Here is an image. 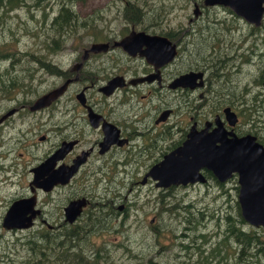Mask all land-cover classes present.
Listing matches in <instances>:
<instances>
[{
	"label": "flooded vegetation",
	"instance_id": "af4514ba",
	"mask_svg": "<svg viewBox=\"0 0 264 264\" xmlns=\"http://www.w3.org/2000/svg\"><path fill=\"white\" fill-rule=\"evenodd\" d=\"M112 1L118 3L119 7L107 3L89 12L91 18L85 26H80L81 31L86 32L87 42L68 44L73 58L67 67L63 63H58L57 66L48 61L46 62L51 67L41 68L42 66L38 65L43 71L42 76L52 78L56 76L60 79V81L55 80L56 86H52L54 88L20 101L24 94L33 95L22 84L19 88L20 92L17 93L18 101L12 102V96H4L12 105L0 108V174L2 175L0 187L5 186L0 189V227L5 231H30L36 224L45 228L49 226L50 229L56 227L49 225L46 215L42 214L45 213L41 204L42 195H44L43 204L53 207L52 201L47 197L70 186L78 177L83 178L88 174L93 177L97 175L103 180L118 177L120 174L126 177V173L131 172L139 163L141 165L131 179L139 180L141 186L150 184L160 190L177 187L193 188L201 185L210 188L214 186L220 196L234 195L237 202L239 187L235 173L218 179L210 171L201 169L198 173L203 178L202 182L170 185L165 188L156 187L157 182L148 175L165 155L182 145L190 130L195 132L206 130V122L211 123L207 129L211 131L215 127L214 120H218L227 138H230L229 133L237 138L251 135L245 130L242 133L236 131L237 115L228 106L221 108L223 105H229L227 100L222 102L220 98L214 101L216 96L214 88L217 82L212 79V73L211 78L207 75L205 60L195 59L201 56L195 55L196 42H203L206 34V29L196 27L198 20L210 9L220 7L204 6L203 0H186L192 9L186 18V25L182 26L177 21V15H186L187 6L179 3V0H166L170 7L167 13L148 10L149 6L156 7L155 0H135L141 1L139 4L129 0ZM67 2H75V6L82 0H67ZM74 6L72 14L76 26L79 24L80 15L74 10ZM134 8L141 11L134 13L132 11ZM125 12L130 13V19L126 20ZM97 20H101V23L102 20L108 21L112 25L114 30L112 39L99 35V40H88L89 36L100 33V25H94ZM117 25L119 27H116ZM151 37L161 40L147 39ZM208 39L212 40L210 37ZM124 40L123 46L126 50L117 45ZM231 40L233 41V37ZM250 45H252L251 41ZM62 46L53 47L51 53L59 54L66 50ZM93 47H97L98 50L92 51ZM213 56V53L209 54V57ZM43 59L45 57L41 55V60ZM210 68L214 69V66L211 65ZM36 70L34 68L31 71L41 76V71ZM184 76L187 78L177 81ZM30 77L32 76L29 75L26 79L30 81L28 79ZM19 79L25 81V77ZM5 81L7 79H2L0 83ZM64 83H67L64 91L48 107L36 111L30 110L38 97L61 87ZM109 85H113V88L110 89ZM17 87H10L8 91L17 92ZM106 87L107 89L102 91ZM0 94L5 95L6 92ZM230 97L233 98V95L230 94ZM206 107L212 108L210 116H206ZM52 109H54L52 124L49 126L48 112ZM224 109H228L235 116V123L232 126L225 119ZM28 117L32 121H27ZM41 124L48 129L41 131ZM52 136L55 142L48 152L40 156L41 161L35 165L31 161L32 156L41 152L38 146L49 144ZM262 142L263 147L264 139ZM60 149L67 150L62 159L55 162L54 169L69 167L73 161L83 159L76 172L66 184H57L47 191L39 186H31V170ZM2 164L5 166L1 167ZM142 179L144 180L141 184ZM136 184L137 182L133 183ZM8 186L11 187L7 188ZM77 198L85 199L86 205L69 224L64 220L63 209ZM77 198L68 199L59 206L62 218L59 226L74 224L87 208L96 215L101 209L111 210L114 203L112 198L102 204L90 203L86 194H81ZM24 200H28L22 207V210H28L26 214L25 212L22 214L25 217L23 223L27 227L5 229L2 222L9 207ZM122 208V206L117 207V211L120 212ZM124 212L125 207L122 209V213ZM182 218L188 221L189 211L186 210ZM27 219L29 224L26 223ZM26 238L20 245L25 244Z\"/></svg>",
	"mask_w": 264,
	"mask_h": 264
},
{
	"label": "rangeland",
	"instance_id": "374dc122",
	"mask_svg": "<svg viewBox=\"0 0 264 264\" xmlns=\"http://www.w3.org/2000/svg\"><path fill=\"white\" fill-rule=\"evenodd\" d=\"M129 1L134 2V4L141 2ZM61 2L59 0H49V2L45 0L40 4V7L31 5L16 11H9L0 16V20H3L0 25L1 56L13 55L4 61L5 71H9L8 75L14 76L12 79L0 83V93L3 92L8 81H13L18 86L17 92L10 90L5 95L0 94V108L10 105L4 96H12V102L18 101L17 93L20 92L19 88L22 84L33 95L24 94L20 101L28 100V98L42 94L45 90L54 88L52 86L55 85V80L60 81V79L56 76L54 78L42 76L41 68L43 67L40 68L35 59L41 60V55H43L45 59L41 61L44 65H47L46 61H48L57 66L58 63H63L67 67L73 58L68 49V44L87 42L86 32H82L80 26H85L88 19L91 18L89 12L107 3L119 7V4L112 0H82L81 3L74 6V10L80 15L79 24L75 26L74 20L70 21L72 30L75 26L74 32L70 34L71 36H57L49 24L51 17L57 13L58 7L71 11V6L75 4V2H66L65 4L62 2L61 5ZM179 3L187 6L186 15H177V21L185 26L186 18L190 15L192 7L186 0H179ZM155 5L156 7L149 6L148 10L157 13L170 11L169 3L166 0H155ZM3 6L0 5V8ZM94 25H100V33L89 36L88 40H99V35L114 37L113 27L108 21L102 20L101 23V20H97ZM196 27L206 29V34L203 42H196L195 55L200 54L201 56L195 59L205 60V68L209 78H211V72L216 73L218 69H226L223 77L225 83L223 84V79H221L215 84L216 96L214 101L220 98L223 101L227 100V104L230 106L223 105L221 108L228 106L237 115L236 131L239 133L244 130L248 131V134L254 136L259 144L263 145L264 86L261 83L264 81V12L260 25L253 27L234 15L228 8L210 9L198 20ZM208 37L212 40H209ZM231 37H233V41ZM250 41L252 45H250ZM60 46L66 50L59 54L51 53L53 47ZM251 52H253V56ZM212 53L214 56L209 57V54ZM13 60L17 62L14 66L11 65L12 63L9 64ZM211 65L214 66V69L210 68ZM34 68L37 69V72L41 71V76L31 71ZM29 75L32 76L28 78L30 81L26 79ZM20 77H25V81L19 79ZM2 79L5 78L3 74H0V80ZM227 93L232 94L233 98L225 96ZM235 100L237 101L235 102ZM207 103L206 101L205 104ZM53 110L48 112L49 126L52 124ZM205 113L206 116H210L212 108L206 107ZM26 120L32 121L29 117ZM46 129L48 128L41 124V131ZM5 135H7V131H5ZM53 142H55L54 136H52L49 144L45 143L38 146L41 152L31 158L35 165L41 161L40 156L42 157L49 151ZM140 165L141 163L135 165L131 172L126 173V177L122 174L105 180L97 175L93 177L91 174L83 178L78 177L70 186L47 197L52 201L53 207L43 204L44 195H42L41 204L45 209V213L42 214L46 215L49 225H54L56 227L53 228L58 229L62 221L59 206L68 199L86 194L90 203L102 204L112 198L114 203L111 210L101 209L100 213H111V215H103L101 218L106 226L110 225L112 230L118 232L103 233L99 237L92 238L91 243L96 247L105 242L107 259L111 258L113 264H143L148 260L156 264H214L213 260L210 262L200 260V263H194L195 258H197L194 249L198 246L203 250V255H206L208 247L223 238L224 242H222L219 251L214 252L216 256L226 258V261L219 260V264H253V259L259 264H263L261 256L247 258L246 253L248 252L243 251V248L227 234V228L230 224L239 228L244 225V230L250 229L255 234H259L257 229H261V227L249 226L243 220L242 225L236 222L234 218L235 203L237 202L234 195L220 196L214 186L210 188L201 185L193 188L177 187L166 190L155 189L150 184L141 186L138 183L139 180L131 179ZM4 166V164L1 165V167ZM1 178L2 175L0 174ZM134 182L137 184L133 185ZM81 185L85 186L82 187ZM4 187L2 185L0 189ZM76 200H81V198L72 201ZM119 206H122V209L125 207V213H122V209L120 212L117 211ZM87 210L90 209L87 208L85 211ZM186 210L189 211L190 215L188 221L182 218ZM89 215L92 219L93 215ZM82 218L80 217L74 224L80 223ZM191 220L194 224L192 227L189 226ZM42 228L45 227L42 225L40 227L38 224L34 225L30 231H5L0 227V264L18 263L20 258L27 254L26 247L21 246L20 243L25 237H37ZM196 234L204 235L203 244L199 239H196ZM238 250H242L243 254H239Z\"/></svg>",
	"mask_w": 264,
	"mask_h": 264
},
{
	"label": "water",
	"instance_id": "95a60500",
	"mask_svg": "<svg viewBox=\"0 0 264 264\" xmlns=\"http://www.w3.org/2000/svg\"><path fill=\"white\" fill-rule=\"evenodd\" d=\"M203 5L228 8L234 15L253 27L260 25L264 12V0H203ZM147 39L161 40L156 37ZM124 44L125 40L117 43L118 46L125 49ZM96 48L93 47L91 50H98ZM186 78L187 76H184L177 81ZM262 85L264 86V81ZM66 86L67 83H64L61 87L38 97L30 110L36 111L48 107L64 91ZM109 87L111 89L113 85H109ZM105 89L107 87L103 88L102 91ZM223 114L228 124L232 126L235 123V116L228 109H224ZM210 124L206 122V130L200 132L190 130L182 145L165 155L149 171L148 175L152 177L153 181L157 182L156 187L165 188L170 185L202 182L203 178L198 173L201 169L210 171L218 179L229 177L233 173L237 174L239 187L237 204L240 217L253 227H261L264 241V148L261 144L255 142V137L252 135L237 138L229 133L230 138H227L218 120H214L215 127L211 131H207ZM66 150H56L43 163L33 168L31 170L32 181L30 185L39 186L47 191L57 184H66L76 172L77 167L83 162V159L75 160L71 165L72 167L62 166L54 169L55 162L62 159ZM27 202L28 200L19 201L9 207L2 222L5 229H23L27 227L23 223L25 217L22 215L28 211L22 210ZM85 205L86 201L83 198L69 202L63 209L64 220L71 224ZM26 223L29 224V219L26 220ZM47 228L50 229L49 226Z\"/></svg>",
	"mask_w": 264,
	"mask_h": 264
},
{
	"label": "trees",
	"instance_id": "16d2710c",
	"mask_svg": "<svg viewBox=\"0 0 264 264\" xmlns=\"http://www.w3.org/2000/svg\"><path fill=\"white\" fill-rule=\"evenodd\" d=\"M59 1H62L64 4L67 2V0H59ZM41 3L42 2H39L38 0H0V5H4L3 7L0 8V16L9 11H16L20 8H26L31 5L40 7ZM73 6L74 4L71 6V11L65 8L60 9L58 7L57 13L53 15V17H51L49 24L51 25V27L53 28V32L57 36H61V35L71 36L70 34L74 32L70 28L71 25L70 21L73 19V14H72ZM132 11L134 13H138L139 9L134 8ZM130 16L131 15L129 12H125L126 20L130 19ZM2 22L3 20H0V25L2 24ZM103 37H105L106 39L113 38L111 36H103ZM1 54L2 51H0V74H3L5 79L10 80L14 76H11L12 74L8 75L7 73L9 71H5L4 60L9 59L11 56L10 54H7L6 56H1ZM35 60L36 63L42 66L43 68L51 67L48 63L47 65H44L41 60L38 59ZM16 63H17L16 60H13V62H10L9 64L14 66ZM211 73H212V79L214 78L216 82L223 79V84L225 83V79L223 77L225 76L226 69H218L216 73L213 72ZM10 87H17V84L13 81H8L7 84H5V88L3 89V92H7ZM225 96L230 97V93L225 94ZM222 102L224 101L222 100ZM237 205L238 204L235 203L236 213L234 219H236V222L239 225H242L244 222L240 217L239 207ZM89 214L93 215L92 219ZM103 215L104 216L111 215V213L101 214L99 211L98 214L94 215L91 212V210H87L84 211L83 214L81 215V217L83 218L79 221L80 223L72 224L66 227L65 225H61L59 229L53 227L51 229L42 228L41 232L37 237L30 236L26 238L25 244L23 246L26 247L27 254L21 257L19 262L16 264H113V261H111L110 257H109L110 259H107V254H106L107 252H105L106 250L105 242L100 243L96 247L93 245V243H91L92 238L99 237V235H102L103 233L112 234L118 232L116 230H112L110 225L107 226L105 225V222L101 218L103 217ZM193 225L194 224L191 220L189 226L192 227ZM243 226L239 228L238 226H235L233 224L228 225L227 228L228 236L236 244L240 245L241 248H243L242 249L243 251L248 252L246 253L247 255L245 254L247 258L249 257L255 258L257 256H261L263 260L262 263L264 264V241L261 238L262 237L261 229H257L259 234H255L254 231H251L250 229L244 230ZM203 238L204 235L196 234V239H199L201 243L204 240ZM223 240L224 238L209 246L206 255H203V250L200 249L198 246H196L194 252L197 258H195L194 263H200L201 262L200 260H203L204 262L205 261L210 262L211 260H213L214 264H219L218 262L219 260L226 261L225 257L216 256L214 253L219 251L222 242H224ZM242 250H238V253L241 255L243 254ZM143 264H156V263H153L151 260H148ZM253 264H259V263L258 261H255L253 259Z\"/></svg>",
	"mask_w": 264,
	"mask_h": 264
},
{
	"label": "bare ground",
	"instance_id": "6f19581e",
	"mask_svg": "<svg viewBox=\"0 0 264 264\" xmlns=\"http://www.w3.org/2000/svg\"><path fill=\"white\" fill-rule=\"evenodd\" d=\"M107 36H111V35H107Z\"/></svg>",
	"mask_w": 264,
	"mask_h": 264
}]
</instances>
